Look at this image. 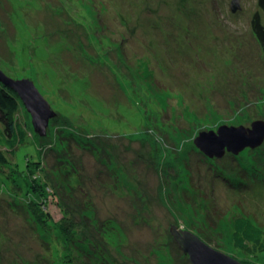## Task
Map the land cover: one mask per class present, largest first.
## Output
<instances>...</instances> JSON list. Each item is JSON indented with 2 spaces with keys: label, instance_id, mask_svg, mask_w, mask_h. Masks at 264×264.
<instances>
[{
  "label": "rangeland",
  "instance_id": "obj_1",
  "mask_svg": "<svg viewBox=\"0 0 264 264\" xmlns=\"http://www.w3.org/2000/svg\"><path fill=\"white\" fill-rule=\"evenodd\" d=\"M231 2L0 0V70L56 111L41 137L17 111L33 133L0 167V264H191L173 224L264 264L232 238L239 215L264 232V140L220 157L194 143L264 120V11Z\"/></svg>",
  "mask_w": 264,
  "mask_h": 264
},
{
  "label": "water",
  "instance_id": "obj_2",
  "mask_svg": "<svg viewBox=\"0 0 264 264\" xmlns=\"http://www.w3.org/2000/svg\"><path fill=\"white\" fill-rule=\"evenodd\" d=\"M231 9H240L239 0H232ZM0 81L12 88L21 99L25 110L30 113L34 132L40 137L46 135V129L50 119L56 116V111L41 94L33 81L27 79H12L0 70ZM264 140V120L252 122L251 127H225L223 126L217 134L202 131L194 139L195 145L205 153L206 156H222L225 151L233 154L238 153L247 146L258 147ZM170 234L176 241L181 252L187 255L191 264H245L238 261L222 250L216 249L197 234L176 225L170 226Z\"/></svg>",
  "mask_w": 264,
  "mask_h": 264
},
{
  "label": "trees",
  "instance_id": "obj_3",
  "mask_svg": "<svg viewBox=\"0 0 264 264\" xmlns=\"http://www.w3.org/2000/svg\"><path fill=\"white\" fill-rule=\"evenodd\" d=\"M257 5L261 11H264V0H257ZM250 20H251V31H253L255 39L259 43V46L262 52L264 53V24L262 23L263 21L261 19L259 12H255ZM21 107H22V101L15 93V91L0 81V167H3L6 164L8 165V162L10 161V157L13 156V154L18 149V147L27 145L32 136L33 132H31V127L24 124L20 120L16 119L17 111ZM66 124H70V123H66ZM71 126L72 125L70 124L69 127L71 128ZM76 134H78V132L77 131L74 132L71 129L67 134H63L62 136L63 137L65 136L66 139L68 140L69 136L75 137ZM37 135L36 137L39 136ZM33 148L36 150L37 144H34ZM14 165L16 167L15 163ZM25 171L26 169L20 172H25ZM241 180H245V179L241 178ZM44 205H37L34 207V212L36 215H38L37 218H39V220H41L40 217L44 216V214L46 213L45 218L42 219L43 223H45L48 217L50 216L47 214V212H45L46 209H41ZM58 223H59L58 229H60L65 235H68L67 233L71 229L78 227L77 224L74 225L68 218L67 219L63 218ZM65 224L68 225L64 226ZM71 225H74L76 227H72ZM233 226H234V233L232 238H233V244L236 248L246 249L251 244H257V243L261 246L264 245L263 230H261L258 226L254 225L251 222V220H249L248 218L242 215L235 217ZM206 242H208L210 245L216 248V246L213 245V243H210L209 241ZM65 243H66L65 245L69 244L73 246L70 239L65 241ZM66 263L69 264L70 260Z\"/></svg>",
  "mask_w": 264,
  "mask_h": 264
}]
</instances>
